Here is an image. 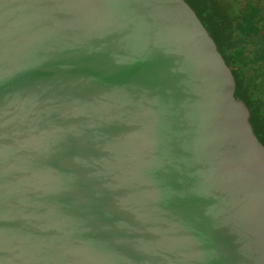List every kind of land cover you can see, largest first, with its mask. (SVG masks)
Masks as SVG:
<instances>
[{
	"label": "water",
	"instance_id": "1",
	"mask_svg": "<svg viewBox=\"0 0 264 264\" xmlns=\"http://www.w3.org/2000/svg\"><path fill=\"white\" fill-rule=\"evenodd\" d=\"M187 0H0V264H264V142Z\"/></svg>",
	"mask_w": 264,
	"mask_h": 264
},
{
	"label": "trees",
	"instance_id": "2",
	"mask_svg": "<svg viewBox=\"0 0 264 264\" xmlns=\"http://www.w3.org/2000/svg\"><path fill=\"white\" fill-rule=\"evenodd\" d=\"M187 1L232 68V96L247 109L264 142V0H248L247 8L229 6V0Z\"/></svg>",
	"mask_w": 264,
	"mask_h": 264
},
{
	"label": "flooded vegetation",
	"instance_id": "3",
	"mask_svg": "<svg viewBox=\"0 0 264 264\" xmlns=\"http://www.w3.org/2000/svg\"><path fill=\"white\" fill-rule=\"evenodd\" d=\"M248 0H229V6H234V4L242 6L244 8H247V2ZM234 3V4H233Z\"/></svg>",
	"mask_w": 264,
	"mask_h": 264
}]
</instances>
